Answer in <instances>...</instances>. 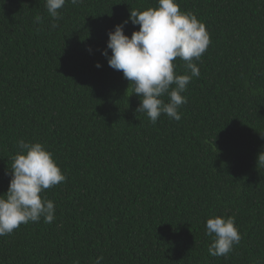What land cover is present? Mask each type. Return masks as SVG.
Masks as SVG:
<instances>
[{"label":"trees","instance_id":"trees-1","mask_svg":"<svg viewBox=\"0 0 264 264\" xmlns=\"http://www.w3.org/2000/svg\"><path fill=\"white\" fill-rule=\"evenodd\" d=\"M177 3L211 42L182 119L152 124L102 52L131 10L159 0H69L58 21L46 0H0V196L21 139L67 177L42 193L52 223L0 236V264H264V0ZM215 216L235 217L242 236L227 257L208 252Z\"/></svg>","mask_w":264,"mask_h":264},{"label":"clouds","instance_id":"clouds-1","mask_svg":"<svg viewBox=\"0 0 264 264\" xmlns=\"http://www.w3.org/2000/svg\"><path fill=\"white\" fill-rule=\"evenodd\" d=\"M67 2L69 0H46L47 12L54 21L62 19L59 10ZM83 2L70 0L72 5ZM129 22L139 26L131 37L125 34ZM58 26V23L51 25L52 28ZM108 36L107 48L102 55L112 69L122 71L130 82L129 89L140 97L136 111L146 114L152 124L161 115L180 121L179 109L187 103V97L182 94L192 78L200 76V69L194 61L200 60L211 42L205 24L195 14L181 11L177 0H159L158 8L142 12L131 10L129 20L116 25ZM177 58L185 62L184 67L190 74L176 73L174 61ZM96 67L102 65L97 63ZM164 97L168 98L167 101ZM18 149L9 189L0 196V236L11 234L22 224L39 222L41 218L44 223H52L55 204L42 193L67 179L45 145L21 139ZM258 166L264 167V152L258 155ZM206 235L212 237L208 252L213 257H227L242 239L235 217L209 218ZM103 260V256L97 257L95 264H102Z\"/></svg>","mask_w":264,"mask_h":264}]
</instances>
